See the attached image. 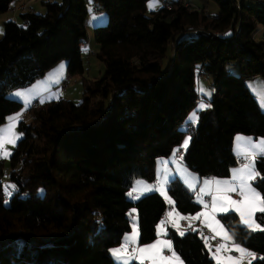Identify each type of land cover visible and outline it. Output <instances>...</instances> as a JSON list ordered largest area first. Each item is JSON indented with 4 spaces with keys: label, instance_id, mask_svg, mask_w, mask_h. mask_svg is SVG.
<instances>
[{
    "label": "trees",
    "instance_id": "obj_1",
    "mask_svg": "<svg viewBox=\"0 0 264 264\" xmlns=\"http://www.w3.org/2000/svg\"><path fill=\"white\" fill-rule=\"evenodd\" d=\"M148 1L95 0L107 15V23L94 28L104 73L84 80L80 103L32 104L30 122H19L23 137L10 157L8 191L0 160V264H118L110 250L131 232V210L138 216L140 245L158 236L168 205L164 197L151 192L132 200L128 193L137 179L155 181L159 158L190 135L183 164L200 179L225 178L237 166L235 135L264 137V112L245 82L264 79V0H212L219 5L214 18L178 0L147 16ZM14 2L0 0V15ZM42 4L44 13L22 12L20 23H3L0 126L23 108L10 97L14 90L64 60L69 76L84 73L87 0ZM197 31L224 35L185 37ZM230 62L237 63V73L227 70ZM199 73L213 92L194 124L187 118L200 99ZM254 167L253 185L264 197V156ZM166 189L179 213L200 212L196 193L180 179H171ZM219 220L235 242L256 254L250 264H264V231L250 230L233 211ZM255 221L264 227V213H256ZM167 237L184 264H217L200 230L180 235L169 228Z\"/></svg>",
    "mask_w": 264,
    "mask_h": 264
},
{
    "label": "rangeland",
    "instance_id": "obj_2",
    "mask_svg": "<svg viewBox=\"0 0 264 264\" xmlns=\"http://www.w3.org/2000/svg\"><path fill=\"white\" fill-rule=\"evenodd\" d=\"M22 1L26 2V3H20V4L15 5L13 8L14 10L10 9L6 13L1 14L0 18H2L4 15H6V16L11 15L12 16V15L16 14L17 11H19V12H32V9L30 7L35 8V10H41V12L44 13L45 9H44V6H42L43 5L42 2H46V1L59 2L60 0H22ZM163 1L171 2L173 0H159V6L154 8V9L152 7H150L152 0H149L147 2L146 15L150 16L152 12L158 10L162 6ZM174 1H176V0H174ZM178 1H180V3H182L185 6V8H188V9L205 8L206 9L205 13L210 18H214L219 14V5L215 1H212V0H209L207 2H204L203 0H178ZM15 2H17V1H15ZM189 2H192L194 5L192 3H189ZM253 3H256V2H253ZM256 4H258V3H256ZM87 5H88L89 11H90V14H89V17H88L87 23H86L89 48L83 51V64H84L83 75L69 76L67 69H66L67 61L64 60L65 66H63V64H62L63 62H61L58 65H56L53 68V70H51L48 74L44 75L43 78L37 79L35 82H33L31 85H29L27 87L18 88L16 90H14L10 94V97H12V95H14L18 91L24 92L26 94L25 97H23L25 100V101H23V108L19 112L20 121H23V123L28 124L30 122V115L26 114V117H23L24 118L23 119L21 117L22 116L21 112H23V113L26 112L32 106V104L35 103L36 100L40 105L46 103L47 101L58 100V99L69 100V101L74 102L75 104L80 103V101L83 98V90H84L83 82H84V80L89 81V80L98 79L104 73L105 64L102 61H100L96 56V53L99 49V45L96 43L95 38H94V28L97 26L105 25L107 23V15H106V13H104L103 11H100L99 9H97L95 7V5H97L95 0H87ZM163 6H164V4H163ZM94 8H96V11L94 10ZM198 11H200V10H198ZM18 15H19V13L17 14V16ZM102 15L103 16L105 15V18L103 20H101ZM14 16H16V15H14ZM3 30L4 29L2 28V23L0 22V39L3 36ZM197 32H187L185 34V37L186 38L196 37V34L197 35L208 34L211 37H214L218 33H221L218 31H215V32H198V33ZM261 36H262V30H261V28H259L258 32L256 33V38L259 39ZM263 39H264V37H263ZM263 39H261V40H263ZM81 49H84V48L81 46ZM170 57H171V52L169 49L167 51L166 57L164 58V60L162 62L163 67H165L167 65ZM64 68H65V71H64ZM237 69H238L237 63L230 62L227 64V70L228 71H230V72H232L234 70L237 71ZM231 74H233V73H231ZM245 82L248 85L251 92L256 97L261 109L264 112V79L262 77H256L255 80L248 79ZM196 87H197V90L200 94V99H199V102L197 103L196 107L189 113V116L187 118V120L191 123H196L197 117H198L197 111L201 109L200 108L201 104L207 105V107L209 106V101H210V98H211V95L213 92V87L211 86V81L208 80L206 78V76H203L200 73L197 74ZM50 90H51V92L49 95H46V96L42 95L43 92H47V91L49 92ZM27 103H30V104L28 105ZM193 114H195V116ZM20 121H17L15 123V128L13 129L15 135L18 136L19 138L15 141L14 145L11 143L5 144V148L7 149L8 153H10V155H8L6 158L3 155H0V160H3V174L1 176V181L4 184L6 191H8V189L11 187L9 175H8V173L10 172V166H11L10 157H11L13 151L15 150L18 141L23 137V134L19 130V127H18V124ZM10 126H11V123L10 124L7 123V124H5V126L2 129H7ZM0 134H2V133H0ZM188 137H190V135H187L185 140L188 139ZM184 141H183V143H184ZM182 149H184V148H182ZM174 153H176V151L173 152L171 155H173ZM251 163L254 164V159L249 160L247 165H250ZM236 167H239V166H236ZM189 171H191V170H189ZM188 173H193V175H197L193 171L188 172ZM159 179L160 178L156 179V181L150 185H157ZM186 179H187V182H189L188 176H186ZM141 181H144V180H141ZM252 188L257 193H259L257 191V189L254 187V185L252 186ZM132 189H133V187H132ZM132 189L130 191H132ZM193 190L196 191V187ZM146 194H148V193H146ZM135 195H137V193H133V196H135ZM143 195H145V194H143ZM141 196L142 195H140L139 198ZM198 196H199V193L197 191L196 192V202L198 201V198H199ZM130 198L132 200H136L133 197H130ZM168 204H170V203L168 202ZM130 214H131V212H130ZM189 216H192V215H189ZM130 218L132 221V229H133L134 225H136L138 228V216L137 217L130 216ZM181 232L184 233L185 231L183 230ZM123 245L124 244H122L121 246H117V247H119L117 249L122 248ZM128 254H129V252H128ZM131 254H129V255H131ZM244 258H246V256ZM239 259H241V256L239 257ZM118 264H121V263H118ZM129 264H132V262H130ZM244 264H250V263L244 262Z\"/></svg>",
    "mask_w": 264,
    "mask_h": 264
},
{
    "label": "snow or ice",
    "instance_id": "obj_3",
    "mask_svg": "<svg viewBox=\"0 0 264 264\" xmlns=\"http://www.w3.org/2000/svg\"><path fill=\"white\" fill-rule=\"evenodd\" d=\"M159 6V0H152L150 7L153 9ZM17 97H25L24 92H16L14 94ZM207 105L201 104L200 108H206ZM195 116V114H193ZM198 119V118H197ZM15 128V123L13 122L11 126L7 129H0V155H3L5 158L10 155L7 149L5 148V144H15V141L19 138L15 135L13 129ZM191 137H188L182 144V148L187 149L188 143ZM241 139V138H238ZM253 147L258 148L260 150L259 154L264 155V141L260 144L253 145ZM177 152L180 149L176 150ZM256 153H251V155H255ZM183 160V157H180ZM256 173L254 171V166L245 165L242 169L233 172V180L240 181V195L243 197L241 201L231 200L227 195H222L221 193L225 192H234L236 191V187L232 186L229 181H220V180H205L203 182L204 187L200 190L201 193L212 194L209 189L211 186L215 185V195H212L211 208L212 212L216 211L228 212L231 206H235L236 210L240 212L242 222L252 231H264V227H261L260 224H257L253 219L254 213L259 211L264 213V197H262L259 193H257L254 189L251 188L248 181L254 179ZM174 179V177H173ZM195 178L189 179V186H193ZM169 183L168 178L162 180L158 186L148 185L145 182L138 181L136 186L128 193L130 197L134 199H139V196L145 192L151 191H159L164 198L170 203L174 204V201L167 195L166 185ZM133 193H138V195L133 196ZM198 202L203 203L202 198H198ZM204 207L207 209L209 207L208 204H204ZM200 215L205 217L206 225L212 229L213 232L221 235V238L226 241L225 244L220 245L219 248L216 249L217 255L214 257L217 259V264H221V261H224V264H240L239 260H235L231 256L227 258H222L219 256V253L224 251H238L241 253V258L245 256L253 257L254 254L251 252H247L244 248L239 247V245H233L232 248H229L227 245L228 241H232V236L227 232L223 225L220 224L219 221L215 220V216L211 217L212 223H208V213H201L196 217H192L191 219H199ZM178 219H187V217L179 216L178 213H175V210L170 211L168 213V219L171 220L174 226H177L176 220L173 217ZM165 220L160 222L158 225V231L160 234H165L164 230ZM215 225V226H214ZM180 235H184L183 232H180ZM139 232L136 225L133 226V233L130 236L125 237V243L122 248L113 250V255L117 257L119 260H123L124 264H129L131 258H136L141 261L143 264L144 259L151 260L152 264H184L181 257L177 254L175 250H173L171 240H157L155 243L147 245L145 247H137L133 249V254H128V245L130 243L136 244L138 243ZM207 243V241H206ZM167 248L170 252V256H162L161 249Z\"/></svg>",
    "mask_w": 264,
    "mask_h": 264
},
{
    "label": "crops",
    "instance_id": "obj_4",
    "mask_svg": "<svg viewBox=\"0 0 264 264\" xmlns=\"http://www.w3.org/2000/svg\"><path fill=\"white\" fill-rule=\"evenodd\" d=\"M15 1H17V2H14V6L15 5H17V4H20V3H26V2H23L22 0H15ZM189 3H192V2H189ZM193 4V3H192ZM194 5V4H193ZM43 6V5H42ZM31 9H32V11H34L35 13H42L41 12V10H35V8H33V7H30ZM19 13V15L22 13V12H19V11H17V13L16 14H14V15H16V16H14V15H4L2 18H0V22L2 23V28H3V23L5 22V21H9V20H13V21H16V22H19L20 23V17H19V15L17 16V14ZM105 18V15L103 16H101V20H103ZM3 32H4V30H3ZM89 48V45L87 44V48L86 49H88ZM61 62H63L62 64H63V66H65V63H64V61H61ZM61 62H59V63H61ZM58 63V64H59ZM58 64H56V65H58ZM55 65V66H56ZM54 66V67H55ZM54 67H52L50 70H48L47 71V73L46 74H48L51 70H53V68ZM66 69H67V66H66ZM64 71H65V68H64ZM232 73H237V71H232ZM45 74V75H46ZM43 78V77H42ZM250 80H255L256 78H249ZM248 80V79H247ZM248 86V85H247ZM50 92H51V90L48 92H43V96L45 95H49L50 94ZM12 98L13 99H15V100H17V101H20L21 103H22V105H23V101H25L24 100V98L22 97H17V96H15V95H12ZM35 101V100H34ZM35 102H37V100L35 101ZM28 105L30 104V103H27ZM201 110V109H200ZM23 112H21V114H22ZM198 114V113H197ZM198 118V117H197ZM17 121H20V115H19V112H17V113H14V114H11V115H9L8 116V118H7V121L4 123V124H2L1 126H0V129H2L4 126H5V124H12L13 122L14 123H16ZM197 122V121H196ZM194 124H196V123H194ZM238 138H241V139H238ZM262 141H264V137H259V138H254V137H252V136H247V135H243V134H237V135H235V137H234V140H233V152H234V154H235V156H237V157H242V158H244V160H245V163L246 164H244V165H237V166H239V167H233L232 169H231V171H230V174H229V176L228 177H225V178H220V177H208V178H202V179H200L199 178V176L198 175H193V173H188V172H192V171H189L190 169L189 168H187L184 164H183V162H182V160L180 159V157L182 156V153H183V151H182V153H178L176 150V153H174L173 155H170V156H168V157H162V158H159L158 160H157V163H156V166H155V181H156V179H158V178H160L159 179V181H158V183H157V185H153V186H158L159 185V183L162 181V180H164L165 178H168V180L170 181L171 179H173V177L174 178H178V179H180L191 191H194L195 193L198 191V193H199V198H202V196L203 195H205L207 198H208V200H204V199H202L203 200V203H200V202H198L197 201V203L198 204H200L201 205V210H200V212L198 213V214H195V215H192V216H189V215H183V214H181V213H179L175 208H174V206H173V204H168V202H167V200H166V202H167V210H166V212H165V214H164V216H163V218H162V220H165V224H164V230H165V234H160L159 233V231H158V225H160V222L162 221H160L159 222V224L157 225V238L154 240V241H152L151 243H148V244H145V245H140L139 244V238H138V243H136V244H132V243H130L128 246H130V245H132L133 247H145V246H147V245H150V244H153V243H155L157 240H170L168 237H167V232H168V229L169 228H173V229H175V230H177V231H179V232H181V231H185L186 232V230H190V231H193V230H200V232L203 234V237H204V239H205V242L207 241V243H206V246H207V248H208V250H209V252H210V254H211V257L217 262V259H215L214 257L217 255V253H216V249L217 248H219L220 247V245H222V244H225L226 243V241L224 240V239H222L221 238V235H219V234H217V233H215V232H213L212 231V229L211 228H209L207 225H206V222H205V217L203 216V215H200V218L199 219H191L192 217H196V216H198L199 214H201V213H205V212H207L208 213V223H212V220H211V217L214 215L215 216V220H217V221H219L220 222V220H219V215L220 214H223V213H225V212H221V211H216L215 213H213L212 212V208H211V202H212V195H215V185H213V186H211L210 187V189H209V191L212 193L211 195L210 194H207V193H201V189L204 187V184H203V182L205 181V180H212V179H215V180H220V181H229V182H231V184H232V186H234V187H236V191H234V192H225V193H221L222 195H227L228 197H230V199L231 200H235V201H241L242 199H243V197L240 195V188H239V185H240V181L239 180H233V172L234 171H237V170H239V169H242L245 165H247V163H248V161L249 160H253L254 159V161H255V159L256 158H258L259 156H264V155H262V154H259L260 153V150L258 149V148H255V147H253V145H256V144H260ZM182 149V148H181ZM183 150V149H182ZM175 151H173V152H175ZM251 153H256L254 156L253 155H251ZM250 166H254V164L253 163H251L250 164ZM254 171H255V173H256V176H255V178L254 179H252V180H250V181H248V183L250 184V186H251V188H252V186H253V183L256 181V179H257V177H258V174H257V172H256V170H255V167H254ZM186 176H188L189 177V179L190 178H195V180H194V182H193V186L192 187H190L189 186V182H187V179H186ZM142 179H137V180H135L134 181V184H133V188L136 186V184H137V182L138 181H141ZM154 181V182H155ZM142 182H145L146 184H148V185H150V184H153V183H150V182H147V181H142ZM167 186V185H166ZM195 187H196V191L195 190H193V189H195ZM253 189V188H252ZM166 191H167V189H166ZM151 192H158V193H160L159 191H151ZM151 192H145V193H143V194H146V193H151ZM142 194V195H143ZM161 194V193H160ZM137 195H138V193H137ZM162 195V194H161ZM167 195H168V193H167ZM163 196V195H162ZM169 196V195H168ZM164 197V196H163ZM195 200H196V194H195ZM204 204H208L209 205V207L206 209L205 207H204ZM173 209L175 210V213H178L179 214V216H182V217H187V219H178V218H176L175 216L173 217V219H175L176 220V223L178 224V228H177V226H174V224H173V222L171 221V220H169L168 219V213L170 212V211H173ZM134 210V209H133ZM131 210V214H130V216H134V217H137V213H136V211L134 210ZM230 211H233V212H236L237 214H238V216L240 217V220H241V215H240V212L239 211H237L236 210V207L235 206H231L230 208H229V210H228V212H230ZM256 213H258V211H256L255 213H254V216H253V219L255 220V215H256ZM241 222H242V220H241ZM243 223V222H242ZM220 224L221 225H223L221 222H220ZM244 224V223H243ZM245 225V224H244ZM215 226V225H214ZM193 228V229H192ZM225 228V227H224ZM226 229V228H225ZM133 230V229H132ZM131 230V232L130 233H128V234H126L124 237H123V241H122V243L119 245V246H121L122 244H124L125 243V237H127V236H130V235H132V233H133V231ZM205 230L207 231V232H205ZM227 230V229H226ZM138 232H139V228H138ZM227 232H228V230H227ZM229 233V232H228ZM230 234V233H229ZM239 245V247H241V248H244L247 252H251L248 248H246L245 246H243V245H241V244H239V243H237V242H235L234 240H233V238H232V241H228L227 242V245H228V247L229 248H232L233 247V245ZM173 247V246H172ZM117 248H119V247H114V248H112L111 250H110V253H111V255H112V257L114 258V260L117 262V263H121V264H124V262H123V260H119V259H117V257L116 256H114L113 255V250H115V249H117ZM129 252V251H128ZM133 254V252H129V254ZM252 253V252H251ZM131 254V255H132ZM162 256H170L171 255V252L167 249V248H163V249H161V253H160ZM254 254V253H253ZM219 256L220 257H222V258H227V257H229V256H231L232 258H234L235 260H239V262H240V264H244V262L245 263H250L255 257H256V254H254V258L253 257H249V256H246V258H241V259H239V257L241 256V253L240 252H238V251H224V252H221V253H219ZM182 260V259H181ZM139 262V263H141V261L140 260H138V259H136V258H134V256H133V258H131L130 259V261H129V263L130 262ZM143 263H146V264H152V262H151V260H149V259H144V261H143ZM221 264H224V261L222 260L221 261Z\"/></svg>",
    "mask_w": 264,
    "mask_h": 264
},
{
    "label": "built area",
    "instance_id": "obj_5",
    "mask_svg": "<svg viewBox=\"0 0 264 264\" xmlns=\"http://www.w3.org/2000/svg\"><path fill=\"white\" fill-rule=\"evenodd\" d=\"M257 1H259V0H257ZM164 4V7H166V8H171V4L168 2V1H163V3H162V5ZM191 5V4H190ZM192 6V5H191ZM14 8V6L13 7H11L10 9H12V10H14L13 9ZM223 33L221 32V33H218L216 36H218V37H223ZM201 37H203V38H213V37H211L210 35H208V34H201L200 35ZM263 41H264V39H263ZM84 49L83 50H86V47H87V43H83L82 45H81ZM90 52V51H89ZM37 105H39V103L38 102H35V103H33V106H37ZM26 114H29L27 111L26 112H24V113H22V118L23 117H26ZM24 119V118H23ZM188 130H192L193 128H192V126H190V125H187V127H186ZM178 149H180V151L178 152L179 154L180 153H182V149L181 148H178ZM236 164L237 165H244L245 164V160H244V158H242V157H237L236 158ZM202 199H204V200H208V198L205 196V195H203L202 196ZM193 229V228H192ZM205 232H207L206 230H205ZM134 248H137V247H133L132 245H130V246H128V251L129 252H133V249Z\"/></svg>",
    "mask_w": 264,
    "mask_h": 264
}]
</instances>
